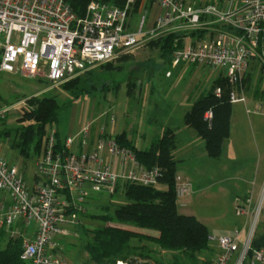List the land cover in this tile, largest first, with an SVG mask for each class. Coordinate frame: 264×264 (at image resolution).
Here are the masks:
<instances>
[{
  "label": "built area",
  "instance_id": "obj_1",
  "mask_svg": "<svg viewBox=\"0 0 264 264\" xmlns=\"http://www.w3.org/2000/svg\"><path fill=\"white\" fill-rule=\"evenodd\" d=\"M137 1L92 0L85 16L78 17L66 0H0V72L43 77L50 89H56L147 47L158 35L206 30L212 36L189 40L178 48L171 67L201 66L228 81L233 104L245 102L244 82L251 63L264 57V0H224L223 4L152 0L160 9L154 26L145 30L144 17L134 31L130 20ZM215 94L220 97L222 89L217 88ZM7 112L10 108L0 109V116ZM103 116L109 123L116 120L115 113L99 119ZM212 119L209 111L205 121ZM105 126L93 141L91 121L63 142L52 125L31 186L20 168L3 156L0 144V192L11 199L0 225L13 240H22L24 264H73L62 257L60 241L75 225V217L86 212L92 195L113 196L127 184H159L164 170L142 165L131 149L107 134ZM191 195V182L176 176L178 207H186ZM248 203L238 200L239 216L250 218ZM19 221L26 227L33 223L34 232L14 229ZM245 227L224 235L210 234V244L218 249L212 264H264V249L253 247L254 228Z\"/></svg>",
  "mask_w": 264,
  "mask_h": 264
},
{
  "label": "rangeland",
  "instance_id": "obj_2",
  "mask_svg": "<svg viewBox=\"0 0 264 264\" xmlns=\"http://www.w3.org/2000/svg\"><path fill=\"white\" fill-rule=\"evenodd\" d=\"M139 20L140 16L135 15L132 20L133 25L136 26ZM199 31L201 30H187L184 33H176V35H190L193 32ZM169 35L171 34L158 35L149 41L148 45L151 42H155L156 48H152V46L145 47L140 51L123 56L117 61L101 65L88 75L80 78L77 85L84 92L79 97H75L62 87L50 89L49 84L43 77L30 79L19 74L0 72V109L10 108V112H7L5 116H0V144L3 156L20 168L26 181L33 176L35 177L38 156L32 151L30 159L26 161L11 146L12 142L16 141V137H18L17 131H20L24 125L20 121L25 109L30 106L29 100L34 97L48 95L57 98L60 107L58 122L55 124V128L58 130L61 141L67 138L69 128L73 126L77 127L83 117V125L94 121V128L98 124L104 127L107 122H105V116L99 119V116L102 114H114L121 111L126 115L125 120L128 123L131 116L133 117L135 114L134 110H138L140 116L142 115L144 123V116L149 111V106H147L149 100L145 95L150 86H153L156 90L153 99L157 97L163 99L165 93H167L165 97L170 101L168 103L176 100L180 89H166L170 86L167 81L172 82V79L167 80L165 78V72L169 68L164 63L165 61H163L165 53L162 51V46ZM178 48H181L180 42L175 43L173 52ZM261 59L262 61L259 59L253 60L250 69L254 65L252 69V73L254 74L252 75L263 77L262 82L264 84V57ZM150 79L151 83L149 82ZM142 84L145 88L144 96L139 101L135 98V89L139 88ZM76 88L78 89V87ZM239 105L243 106L244 104ZM169 106L175 110L173 103ZM248 109L250 113L246 111V117H248V114L253 117L252 113L255 112V109L252 106H249ZM178 110L179 112L181 111L180 109ZM179 112L175 111L176 116ZM140 120H142L141 117ZM109 127V131H111L112 125L109 124ZM252 127L255 129H252ZM262 127L264 128L262 124H259V127L257 124L252 126L251 122V125L248 124V128L246 129L244 127L235 128L236 134L241 132L242 144L236 147L228 146L225 152L226 156L224 155L223 160H221L226 167L222 169L218 168L221 172V179H225V176H231L232 180H229L228 183L224 181V185L221 187H214L213 191H208L202 195L198 202L179 209L180 213H188L194 210L200 220L205 222L211 230H215V228H232V231H234L236 229H243L246 226V230L254 228L256 237L264 235V132L261 133L258 130L263 129ZM233 139L235 140V138ZM137 146L139 148H148L149 142L146 144L137 142ZM228 159L238 161L231 164L228 162ZM183 165L189 170H193V183L195 185H200L201 183L206 185L214 182L213 175L208 176L206 171L202 170L208 168V165L204 161L203 156L198 154V149L195 151V155L187 159ZM220 188H224V190L221 191ZM3 194L6 193L0 192V197ZM236 198L240 201H250L248 203L251 208L250 218L238 215ZM126 203L127 200L123 194L114 196L106 194L92 195L91 200L87 203L86 212H82L75 217V225L69 229V234L63 237L62 250H60L62 257L73 264L86 263L87 254L83 250L86 240L84 231L86 229L93 230L95 227L103 225L104 223L100 220L101 216H112L117 207ZM32 225L35 226L33 223ZM139 230L145 235H157L156 231ZM146 243L152 249H157L154 243L150 241ZM215 247L201 254L197 258L198 263L212 264V260L217 252L215 250H218ZM175 255L178 254L163 251L157 253L155 257L162 263L172 264ZM136 260L138 264L145 263L141 259ZM150 264L160 263L150 261Z\"/></svg>",
  "mask_w": 264,
  "mask_h": 264
},
{
  "label": "trees",
  "instance_id": "obj_3",
  "mask_svg": "<svg viewBox=\"0 0 264 264\" xmlns=\"http://www.w3.org/2000/svg\"><path fill=\"white\" fill-rule=\"evenodd\" d=\"M66 1L78 17H84L92 0ZM207 32L206 30L193 32L190 36L202 39ZM186 36L176 34L167 36L162 46L165 53V58H162L165 61L171 64L175 43L180 42L181 48L184 47ZM148 46L156 48L157 45L151 42ZM83 76L60 87L79 97L84 91L77 84ZM217 88L222 89L220 97L215 94ZM232 90L226 79L217 78L212 82L209 91L194 102L185 116V124L206 141L207 153L213 159L221 157L224 143L230 136ZM29 103L30 106L25 109L20 121L24 125L17 131L16 141L11 144L25 160L30 159L32 151L38 157L42 155L48 132L51 126L58 122L60 107L57 98L48 95L31 98ZM209 111L213 113L211 123L205 121V115ZM116 139L121 146L131 149L142 165L147 168L158 165L164 170V174L155 187L127 184L123 190L119 188L115 195L123 194L127 203L117 207L112 216H101L103 225L84 231L86 237L89 236L85 237L83 245V250L87 254L85 262L116 264L122 261L138 264L136 259H141L145 261L144 264H150V261L165 264L155 257L157 253L165 251L178 254L173 257L172 264H199L197 258L209 249L210 232L195 216L179 213L176 197L178 162L173 155L176 148L175 133L167 130L147 150L137 149L124 133L116 136ZM139 229L156 231L157 235H145ZM63 240L62 238L60 241V250ZM148 241L154 243L157 249H152L146 243ZM253 247L264 249V235L255 237ZM22 251V240H12L5 248L0 246V264H24L20 259Z\"/></svg>",
  "mask_w": 264,
  "mask_h": 264
},
{
  "label": "crops",
  "instance_id": "obj_4",
  "mask_svg": "<svg viewBox=\"0 0 264 264\" xmlns=\"http://www.w3.org/2000/svg\"><path fill=\"white\" fill-rule=\"evenodd\" d=\"M195 1L200 4H206L209 3L210 1L213 2L215 1L219 4L224 3V0H195ZM135 15L140 16V20L136 26L133 25L132 23L133 17ZM159 15H160V9L155 4H153L152 0H138L135 6V10L131 15V20H130L131 28L134 31H136L139 27L141 20L144 17H146L145 30H150L154 26L155 21ZM210 36H212V34L207 32L205 34V37L202 39H206ZM196 38L197 37H192L190 35H187L184 39V43H187L189 40ZM164 63H166L169 68L165 72V78L167 80L172 79V82L167 81L170 86L166 89H170V90L180 89V92L178 93L176 100H173L171 101V103H168L170 101H168L165 97L167 96V93H165L163 99H159L158 97L153 99L155 97L154 94L156 93V90L153 86H150V89L147 91V94L145 95V97H147V99L149 100V102L147 103V106H149V111L147 110L148 113L146 116H144V121H145L144 123H143L142 115L140 116L138 110H134L135 114L133 115V117L131 116L130 122L128 123L125 120L126 115L123 112L119 111L115 113L116 114L115 122L109 123V121H107L105 127H106V132L109 135L118 136L124 133L128 138V140L139 150L149 149L156 141H158L162 137V135L167 130L173 131L176 135V148L173 152V155L176 161L178 162L177 176H181L182 178L190 181L192 184V195L189 197L187 201V205H186L187 207L189 204L191 205L193 203L198 202L200 197L206 194L208 191H213L214 187H221L224 185L223 184L224 181L228 183L229 180L230 181L232 180L231 176L230 177L225 176V179H221V175H220L221 172L218 170V168L222 169L226 167L223 165V162L221 160H223L225 152L227 151V147L228 146L236 147L237 145L242 144L241 132L238 133L239 135L236 134L235 128L244 127L246 129L248 128V124L251 125V122H252V126L255 124H257L258 127L259 124L260 125L262 124L264 126V84L262 82L263 77L252 75L254 74L252 73V69L254 65L247 73L244 82L245 102H239L233 104L230 136L224 143L221 157L218 159H213L209 157L207 153L206 141L203 138H201L193 128L185 124V116L191 110L194 102L202 94H206L209 91L212 82L216 80L218 76L215 73L206 72L203 67L197 65L184 64L179 67H171V64L168 63L167 61H165ZM167 73L171 74L170 77H167ZM149 82L150 83L152 82L151 79ZM258 84L260 85V87ZM144 90L145 88L143 84L139 86V88L135 89L136 92L135 98H137L139 101L142 100V97L144 96ZM172 103L175 110L171 108V106H169ZM239 104H244V105L242 106ZM249 106H252V108L255 109L254 110L255 112L252 113L253 117L249 116L248 114L250 113V110L248 109ZM178 109H180L181 111L179 112ZM175 111L179 112L177 116ZM246 111L248 112L247 113L248 117H246L245 115ZM140 117L142 120H140ZM83 119L84 117L82 118L81 122L78 124L77 127L73 126L69 128L67 137L75 136L82 129V127L84 126ZM109 124L112 125L111 131H109L111 127V126L109 127ZM99 125L100 124H98L96 128L93 127L91 141L94 140L96 133L99 131L100 127H102ZM252 129L255 128L252 127ZM263 129H258V130H260V132L263 133L264 132ZM233 138H235L236 141ZM137 142L144 144L149 142V147L139 148L137 146ZM197 149H198V154L203 156L204 161L208 165V168H204L202 170L206 171L208 176L213 175L212 177H214L215 179L214 182L210 184L204 185L201 183L200 185L198 184L195 185L193 183V179H194L193 170L191 171L188 168L184 167L183 165V163L186 162L187 159L195 155V151ZM237 161L238 160L235 159H228V162L231 164H234ZM216 162L218 163V167ZM33 182H34V176L31 177L29 180H27V184L29 186H31ZM220 189L221 191L224 190V188H220ZM238 200L239 199L236 198V202H238ZM10 204H11L10 196L8 194H3L0 197V217L4 216ZM178 209H182V208L178 207ZM181 214L195 216L200 222H202L204 225L207 226L211 235L214 234L224 235L232 232V228L231 229L215 228V230L214 229L211 230L205 222L200 220V218L196 215V212L194 210H191V212L188 213H181ZM14 229L32 234L35 230V226L30 225L29 227H26L22 224V222L19 221L16 223ZM12 240L13 239L11 238L9 230L0 225V246L3 244V246L1 247L5 248L8 245V243ZM214 246L216 245L210 244L209 249L213 248ZM215 251H217L215 254L216 256L218 254V250Z\"/></svg>",
  "mask_w": 264,
  "mask_h": 264
}]
</instances>
